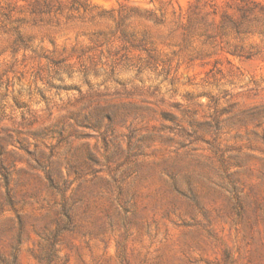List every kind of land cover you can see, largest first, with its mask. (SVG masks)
<instances>
[{
  "label": "rangeland",
  "instance_id": "374dc122",
  "mask_svg": "<svg viewBox=\"0 0 264 264\" xmlns=\"http://www.w3.org/2000/svg\"><path fill=\"white\" fill-rule=\"evenodd\" d=\"M0 264H264V0H0Z\"/></svg>",
  "mask_w": 264,
  "mask_h": 264
}]
</instances>
